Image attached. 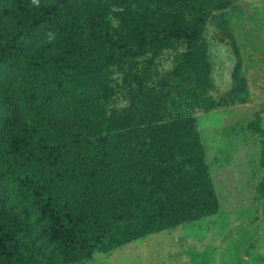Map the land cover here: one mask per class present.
Instances as JSON below:
<instances>
[{"label":"trees","instance_id":"16d2710c","mask_svg":"<svg viewBox=\"0 0 264 264\" xmlns=\"http://www.w3.org/2000/svg\"><path fill=\"white\" fill-rule=\"evenodd\" d=\"M231 4L0 0V264H76L219 213L196 113L251 102L240 68L211 95L205 35Z\"/></svg>","mask_w":264,"mask_h":264},{"label":"rangeland","instance_id":"374dc122","mask_svg":"<svg viewBox=\"0 0 264 264\" xmlns=\"http://www.w3.org/2000/svg\"><path fill=\"white\" fill-rule=\"evenodd\" d=\"M230 1L227 10L214 14L205 35L213 65L211 95L230 93L240 68L251 102L196 113L219 213L76 264H264V195L258 191L264 137L251 129L260 119L264 131V0ZM174 58L167 51L162 68H173Z\"/></svg>","mask_w":264,"mask_h":264}]
</instances>
